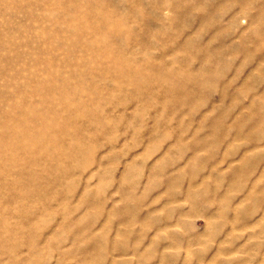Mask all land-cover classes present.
<instances>
[{"label": "rangeland", "instance_id": "obj_1", "mask_svg": "<svg viewBox=\"0 0 264 264\" xmlns=\"http://www.w3.org/2000/svg\"><path fill=\"white\" fill-rule=\"evenodd\" d=\"M263 111L264 0H0V264H264Z\"/></svg>", "mask_w": 264, "mask_h": 264}, {"label": "bare ground", "instance_id": "obj_2", "mask_svg": "<svg viewBox=\"0 0 264 264\" xmlns=\"http://www.w3.org/2000/svg\"><path fill=\"white\" fill-rule=\"evenodd\" d=\"M243 6V5H242ZM248 6V5H247ZM220 7V6H219ZM205 12V11H204ZM206 13V12H205ZM257 16V15H256ZM105 19H106V17H105ZM118 20V19H117ZM117 24V23H116ZM205 24V23H204ZM124 25V24H123ZM122 25V26H123ZM126 25V24H125ZM184 25V24H183ZM179 26V25H178ZM177 27V26H176ZM149 30V29H148ZM258 30V29H257ZM252 31V30H251ZM114 33L116 34V35H114ZM119 34V32H118V30H116L115 32H113V33H110L109 35H110V37L112 36H116V39H114L116 42L118 41L117 39H118V35ZM134 34V33H133ZM151 34V33H150ZM224 34V33H223ZM246 37V36H245ZM136 38V37H135ZM137 39V38H136ZM245 39H247V38H245ZM121 40V39H120ZM123 40V39H122ZM133 40V39H132ZM115 41H114V44H116L115 43ZM135 40H133V42H134ZM121 42V41H120ZM129 42V41H128ZM190 49V48H189ZM262 52V51H261ZM111 54V53H110ZM119 57V56H118ZM201 68H202V66H201ZM150 83V84H149ZM136 85H137V89H136V96H139V97H141L142 95H151L152 93H150V92H148L150 89L149 88H151L152 89V85H151V82L149 81V80H146V79H141V78H139V77H136ZM194 86V85H193ZM200 87V86H199ZM189 88V87H188ZM194 88H195V86H194ZM165 89V91H166V89H167V93H169L170 94V96H165L166 98H165V101H163V103L164 102H167V101H169V97H170V101H172V102H177V103H179L180 101H181V99L183 98V97H186V96H188L189 95V91L188 90H186L185 88H180L179 89V86H176V85H173V86H170V87H167V88H164ZM177 89H179V90H177ZM196 89V88H195ZM199 89V88H198ZM201 89V88H200ZM153 90H155V89H153ZM157 90V89H156ZM176 90V91H175ZM172 91V92H171ZM157 93V92H156ZM180 93V94H179ZM164 94H166V92L164 93ZM169 94H167V95H169ZM154 96V95H153ZM146 97V96H145ZM150 98V97H149ZM152 98V97H151ZM168 98V99H167ZM148 99V98H147ZM260 99V98H259ZM259 101V100H258ZM258 101L256 102V103H258ZM260 102V101H259ZM181 103V102H180ZM255 103V104H256ZM259 104V103H258ZM163 105V104H162ZM164 106V105H163ZM257 107V106H256ZM252 108V107H251ZM259 108V107H258ZM169 109V108H168ZM252 111V110H251ZM250 111V112H251ZM264 112V111H263ZM259 113H261V112H259ZM72 116H74L75 117V115H74V113H70ZM26 115V114H25ZM56 115V114H55ZM65 115V114H64ZM259 117V116H258ZM33 118H35V117H33ZM56 118V117H55ZM52 115H50L49 117H45V119H47V120H50V121H54V120H56ZM221 119H223V118H221ZM36 120V119H35ZM23 121V120H22ZM50 121H48L46 124H45V126L44 125H41L39 128H38V130L36 131V132H31L30 131V129L29 130H27V132H26V135L27 136H30L35 142H37L38 144H40V145H42L41 147L44 149V150H47L48 152H50L51 154H54V153H59V152H62V151H60L61 149H59V142H58V140H57V137L54 139V138H49V133H50V131L51 130H49V129H52V128H50L51 126L49 125V123H50ZM61 121H67V123L65 122V123H63V125L61 126V128H62V130H64V129H66L67 127H69L70 125H69V122H71V124H73L72 122H73V118L71 117V116H69L66 120L65 119H63V120H61ZM26 122H28V121H26ZM212 122V121H211ZM211 122H209V123H211ZM213 122H214V120H213ZM216 122V121H215ZM214 122V123H215ZM62 124V123H61ZM207 125V124H206ZM217 125V124H216ZM222 125H223V122H222ZM253 125V124H252ZM31 127V126H30ZM209 127H212V126H209ZM215 127V126H214ZM219 127V132H218V134H216V138H215V143L214 142H211L210 141V139H209V141L211 142V143H214L213 144V147H214V145L217 147V146H220V143H221V141L222 140H225L228 136H227V132H226V128L224 129V130H222V128L223 127H221V124H219L218 123V126H217V128ZM227 127V126H226ZM252 127V126H251ZM213 128V127H212ZM216 128V127H215ZM216 128V129H217ZM255 128V127H254ZM210 129V128H209ZM214 129V128H213ZM215 129V130H216ZM214 131V130H213ZM213 131H211L212 133H213ZM221 131V132H220ZM234 132V131H233ZM214 133H215V131H214ZM260 133V132H259ZM241 134V130H237L236 131V135L238 136V135H240ZM251 134V133H250ZM249 132H248V137H249ZM263 134V133H262ZM233 135V134H232ZM259 135V134H258ZM179 136V135H178ZM12 137H15L14 135H12V134H7L6 136H3V143H4V145H7V146H11L12 144H10V141L12 140L11 138ZM201 137V138H200ZM197 140H198V143H199V140H202V141H204V142H202V144H203V147H202V149L203 148H205V146L206 145H208V144H210L209 142H208V139H207V142H208V144H207V142L204 140V138H202V136H200ZM215 137V136H214ZM252 137V136H251ZM261 137H263V136H260V139H261ZM212 139H213V137H212ZM252 139V138H251ZM255 140V139H254ZM50 142L48 145L49 146H46L47 144L45 143V142ZM214 141V140H213ZM248 141V140H247ZM264 141V140H263ZM206 142V143H205ZM249 143V142H248ZM205 145V146H204ZM211 145V144H210ZM245 146H247V145H245ZM257 147V146H259V145H256L255 143H252V144H248V147ZM207 147V146H206ZM212 147V148H213ZM248 147H245V148H248ZM48 148V149H47ZM78 146H74L73 148H71L70 149V156L71 155H75V154H78L79 152H80V150H78ZM193 148H194V152H198L199 150H200V148H199V146L198 145H195V146H193ZM199 148V149H198ZM253 148V149H254ZM197 149H198V151H197ZM252 149V148H251ZM250 148L248 149V150H251ZM256 149V148H255ZM247 150V151H248ZM211 152H212V150H211ZM211 152H210V154H211ZM216 152V151H215ZM48 154V153H47ZM213 154V153H212ZM249 159V158H248ZM249 161V160H248ZM258 162V161H257ZM247 160L245 159L243 162H242V166H245V165H247ZM257 165V164H256ZM253 166H255V165H253ZM254 168V167H253ZM194 181V180H193ZM192 181V182H193ZM194 208H196V206L194 207ZM197 209H198V207H197ZM195 211V210H194ZM0 223H2V222H0ZM2 225L5 227V225L2 223ZM1 225V226H2ZM1 228V227H0ZM13 231H15V230H13ZM13 234V233H12ZM16 234V233H15ZM4 245V244H3Z\"/></svg>", "mask_w": 264, "mask_h": 264}]
</instances>
